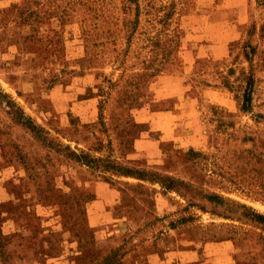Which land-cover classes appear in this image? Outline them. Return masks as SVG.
<instances>
[{
    "label": "rangeland",
    "instance_id": "rangeland-1",
    "mask_svg": "<svg viewBox=\"0 0 264 264\" xmlns=\"http://www.w3.org/2000/svg\"><path fill=\"white\" fill-rule=\"evenodd\" d=\"M0 264H264V0H0Z\"/></svg>",
    "mask_w": 264,
    "mask_h": 264
}]
</instances>
